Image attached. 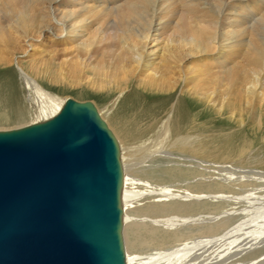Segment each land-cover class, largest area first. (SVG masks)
<instances>
[{"label":"bare ground","instance_id":"6f19581e","mask_svg":"<svg viewBox=\"0 0 264 264\" xmlns=\"http://www.w3.org/2000/svg\"><path fill=\"white\" fill-rule=\"evenodd\" d=\"M39 36L48 39L50 49L56 43L71 50L70 64L106 77L96 83L94 75L87 82L96 90L108 84L123 89L134 75L136 86L152 97L178 92L197 97L198 88L189 84L208 74L223 84V91L231 88L246 99L264 90V0H0V43L5 50L10 43H28ZM39 55V63L52 59ZM201 55L206 57H195ZM9 62L0 55V65ZM29 85L41 113L30 123L59 110L65 98L47 94L34 82ZM174 108L171 105L155 134L142 139L112 127L122 169L126 264H209L207 241L213 236L221 242L222 229L232 221L228 212L210 214L237 196L209 192L204 134L173 136ZM97 109L102 116L108 112L106 107ZM146 131L148 126L141 134ZM161 156L185 161V175L177 173L174 159H167L161 169L154 161ZM163 173L168 180H160ZM128 249L135 252V261ZM142 251L154 253L143 257Z\"/></svg>","mask_w":264,"mask_h":264},{"label":"rangeland","instance_id":"374dc122","mask_svg":"<svg viewBox=\"0 0 264 264\" xmlns=\"http://www.w3.org/2000/svg\"><path fill=\"white\" fill-rule=\"evenodd\" d=\"M15 43V46L12 43L5 46L10 50H5L0 43V51L4 49L0 55L10 59L7 65H0V130L23 126L41 116L36 110L37 102L29 81L59 99L69 97L77 101H90L96 109L106 107L109 113L104 111V116L98 114L102 116L101 119L107 127L111 131L113 128L117 131L122 130L126 135L137 139L155 134L171 105L175 104L173 136L204 134V159L208 162L207 176L212 182L209 192L237 196L235 200H224L223 206L216 210L217 212H210V214L228 212L232 221H228L222 229L219 236L221 242L213 236L207 241L208 263L264 264V90L262 95L259 93L256 98L253 96L252 99H246L242 93L232 91L231 88H225L226 91H223V84L211 74L207 75V77L210 75L209 78L197 76L196 82L189 84L198 88L197 97L182 92L166 97H152L136 86L137 77L134 79V75L130 76L123 89L108 84L104 89L96 90L89 87L87 82L92 81L94 75L96 83L99 79L105 80L106 77L101 76L100 72H92L77 64H73L76 67L72 68L73 65L70 64L72 52L69 49L64 50L66 46L63 44L55 43V48L50 49V42L42 36L32 38L28 43L24 41ZM40 52L43 58L51 56L52 61L49 60L46 64L36 61L40 58ZM180 86L181 83L177 89ZM191 118L196 122L193 123ZM147 126L148 131L142 135L141 131ZM112 133L116 138L114 130ZM173 153L182 157L185 154L184 157L190 155L185 151ZM167 159H174L178 163L177 173L180 176L185 175L183 172L185 161L169 156L167 158L161 156L154 161L160 164L161 169H165V164L169 161ZM166 175L161 174L160 180H168ZM226 185L243 188L234 190L233 187ZM210 201V204L214 203ZM122 240L126 255L127 244L123 237V227ZM234 248L237 250L234 251L235 254ZM153 253L139 252L143 257ZM128 254L132 260H136L135 252L131 249H128Z\"/></svg>","mask_w":264,"mask_h":264},{"label":"water","instance_id":"95a60500","mask_svg":"<svg viewBox=\"0 0 264 264\" xmlns=\"http://www.w3.org/2000/svg\"><path fill=\"white\" fill-rule=\"evenodd\" d=\"M117 141L90 101L0 130V264H126Z\"/></svg>","mask_w":264,"mask_h":264}]
</instances>
